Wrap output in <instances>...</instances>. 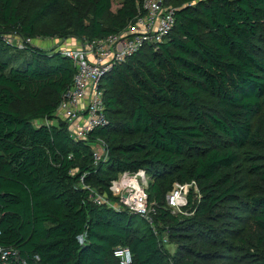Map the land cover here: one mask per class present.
<instances>
[{
  "label": "trees",
  "instance_id": "trees-1",
  "mask_svg": "<svg viewBox=\"0 0 264 264\" xmlns=\"http://www.w3.org/2000/svg\"><path fill=\"white\" fill-rule=\"evenodd\" d=\"M25 1L0 0V34L34 38L54 17L66 36L104 38L143 0H129L110 24L114 0H40L23 12ZM167 3L176 8L171 35L104 77L108 121L87 140L54 120L73 84L72 59L0 35V245L42 264H119V246L133 264H213L236 251L264 264V0ZM24 91L47 101L16 110ZM100 142L107 156L96 162ZM139 170L152 177V223L96 200H116L112 182ZM193 181L200 198L191 193L183 209L193 214L173 213L167 195ZM165 236L181 256L168 252Z\"/></svg>",
  "mask_w": 264,
  "mask_h": 264
},
{
  "label": "built area",
  "instance_id": "built-area-1",
  "mask_svg": "<svg viewBox=\"0 0 264 264\" xmlns=\"http://www.w3.org/2000/svg\"><path fill=\"white\" fill-rule=\"evenodd\" d=\"M175 15L176 8L169 5L167 0H143L138 5L135 18L120 32L93 40L77 38L76 41L80 42L77 48H63V54L74 62L76 73L72 86L54 113L55 122L66 121L74 140H87L94 130L105 126L108 119L102 89L104 77L116 65L125 62L144 47L153 46L158 49L159 44L166 42L171 35L176 24ZM26 42L30 43L31 38ZM19 47L24 48V45ZM99 146L103 150L100 151ZM106 156L105 143L100 142L94 149V159L99 162ZM151 181L152 177L145 170L121 172L110 187L116 200H108L103 195H98L96 200L117 209L127 208L152 223L154 208L148 193ZM191 193L193 200L200 198V189L195 181L176 183L166 198L168 208L173 213H183L184 207L189 205ZM186 212L187 215L193 213ZM168 241L169 238L165 236L163 242ZM114 256L119 264L134 262L128 247H117ZM0 264H42V260L40 255L24 254L14 246L0 245Z\"/></svg>",
  "mask_w": 264,
  "mask_h": 264
},
{
  "label": "rangeland",
  "instance_id": "rangeland-1",
  "mask_svg": "<svg viewBox=\"0 0 264 264\" xmlns=\"http://www.w3.org/2000/svg\"><path fill=\"white\" fill-rule=\"evenodd\" d=\"M128 1L129 0H114L113 8L106 18L107 24H110L113 22V20L119 18V9L123 7ZM39 2L40 0H26L23 4V12L33 11L37 7ZM18 31L19 30H13L12 32L1 33L0 35L6 41H8L9 44L19 47L24 45V42H26L28 37L23 36L22 34L18 33ZM76 39L77 37L73 35L66 36L64 33H62L60 29H58L57 18L52 17L44 24L39 26L38 34L36 37L31 38L30 44L48 51H61L66 47L77 48L80 42L76 41ZM23 97V99L17 101L14 105V108L16 110H20L22 112L39 107L41 104H44L47 101V96H42L39 100L33 101L29 98L25 91L23 92ZM98 149L100 151L103 150L101 146H99ZM186 213V211H183L182 215H187ZM153 214L155 215L156 211H153ZM192 214L193 213H189L188 215ZM166 249L174 257L181 256V248L174 239L169 240ZM224 254H228V256L230 254L231 256L224 257L222 262L214 261L213 264H248L247 262H245V259L241 257L243 255L242 251H236V253L234 254H231L229 252Z\"/></svg>",
  "mask_w": 264,
  "mask_h": 264
}]
</instances>
